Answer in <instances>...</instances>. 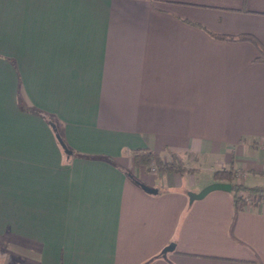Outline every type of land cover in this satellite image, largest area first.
I'll return each instance as SVG.
<instances>
[{
	"label": "crops",
	"instance_id": "crops-1",
	"mask_svg": "<svg viewBox=\"0 0 264 264\" xmlns=\"http://www.w3.org/2000/svg\"><path fill=\"white\" fill-rule=\"evenodd\" d=\"M213 34L264 0H0V264H264V202L189 197L264 188V64Z\"/></svg>",
	"mask_w": 264,
	"mask_h": 264
},
{
	"label": "trees",
	"instance_id": "trees-1",
	"mask_svg": "<svg viewBox=\"0 0 264 264\" xmlns=\"http://www.w3.org/2000/svg\"><path fill=\"white\" fill-rule=\"evenodd\" d=\"M216 39L220 40H227V41H233V42H246L251 44L258 52L257 58L254 60V62L262 63L264 64V44H261V42L253 35L251 34H240L235 36L230 35H211ZM44 116V115H43ZM68 150V155L72 154V151ZM63 153L65 154L64 150ZM135 166H142L146 169H149L151 164L154 162L158 166L159 173H180L185 174L187 172H190V170H186L182 168L181 166L177 165L175 163V156L172 154H169V162L164 163L161 158L156 157L154 154L147 150H135L131 151ZM68 158L69 156L65 154ZM213 177L217 181L229 183L231 185V194L233 198V204L236 208L243 209L247 202L244 200L245 195H249L254 198L253 203L257 202H264V188L261 187H253L248 188L244 187L239 184L232 183L233 175L232 172L227 170H220L213 174ZM245 194V195H244Z\"/></svg>",
	"mask_w": 264,
	"mask_h": 264
},
{
	"label": "water",
	"instance_id": "water-1",
	"mask_svg": "<svg viewBox=\"0 0 264 264\" xmlns=\"http://www.w3.org/2000/svg\"><path fill=\"white\" fill-rule=\"evenodd\" d=\"M59 139V137H58ZM61 147L64 149V152L66 154L68 153V150L66 149V146L63 144V142L61 141V139H59ZM141 188L146 191L147 193H151V194H156L157 190L156 189H151L147 186H145L144 184H140ZM213 191H226V192H231V185L229 183H213L207 187H205L200 193L195 194V195H190V201L193 200H197V199H201L203 197H205L207 194H209L210 192ZM173 248L172 247H168L167 249H165L166 251H171Z\"/></svg>",
	"mask_w": 264,
	"mask_h": 264
},
{
	"label": "rangeland",
	"instance_id": "rangeland-1",
	"mask_svg": "<svg viewBox=\"0 0 264 264\" xmlns=\"http://www.w3.org/2000/svg\"><path fill=\"white\" fill-rule=\"evenodd\" d=\"M151 167H153L155 170H151ZM159 168H158V166H157V164L156 163H152L151 164V166L149 167V169H147V171H149V172H151L152 174H158L159 173V170H158ZM186 170H188V169H186ZM222 170H224V169H222ZM228 171V170H227ZM233 174V173H232ZM207 173H206V171H203L200 175H199V178H206L207 176ZM198 176V175H197ZM245 195V194H244ZM246 197H248V199H250V201H254V198L253 197H251V196H249V195H245Z\"/></svg>",
	"mask_w": 264,
	"mask_h": 264
},
{
	"label": "built area",
	"instance_id": "built-area-1",
	"mask_svg": "<svg viewBox=\"0 0 264 264\" xmlns=\"http://www.w3.org/2000/svg\"><path fill=\"white\" fill-rule=\"evenodd\" d=\"M151 170H155L153 167H151ZM244 200L247 202V203H253V201H250V199H248V197L244 196Z\"/></svg>",
	"mask_w": 264,
	"mask_h": 264
}]
</instances>
